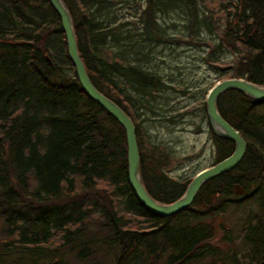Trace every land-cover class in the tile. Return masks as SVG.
<instances>
[{
    "label": "trees",
    "instance_id": "obj_1",
    "mask_svg": "<svg viewBox=\"0 0 264 264\" xmlns=\"http://www.w3.org/2000/svg\"><path fill=\"white\" fill-rule=\"evenodd\" d=\"M64 1L96 87L134 122L137 110L162 116L156 109L165 84L149 65L169 36L161 19L196 15L199 0H147L135 24L117 19L123 0L120 7L117 0ZM234 2L216 48L234 55L223 74L264 84V0ZM218 108L246 139L242 160L205 182L187 209L152 214L128 180L126 131L83 89L59 14L48 0H0V264H263L264 220L255 212L264 213V101L233 89ZM210 131L217 162L235 144ZM141 171L147 190L165 203L191 181L174 180L144 156ZM231 211L236 234L224 224Z\"/></svg>",
    "mask_w": 264,
    "mask_h": 264
},
{
    "label": "rangeland",
    "instance_id": "obj_2",
    "mask_svg": "<svg viewBox=\"0 0 264 264\" xmlns=\"http://www.w3.org/2000/svg\"><path fill=\"white\" fill-rule=\"evenodd\" d=\"M117 1L118 7L123 6V2L126 4L117 15L121 22H140V16L148 6L147 0ZM234 4V0H199L200 10L196 15L176 13L175 20H169L168 17L166 20L161 19L169 36L160 41L156 49L159 53L149 65L160 68L161 80L165 84L162 90L165 92L158 98L156 109L162 116H154L150 111L149 114H139L143 112L137 110L134 111V120L139 123L137 138L141 142V157L159 162L161 172L176 181L192 179L200 170L216 162V146L209 121L207 117L204 120L201 117V106L205 103L207 94L200 97L203 95L200 90L210 89L218 81L231 76L223 73L231 70L227 67H231L229 65L234 61V55H226L224 50L216 48L222 31L220 28L228 17L226 7L235 6ZM170 14L167 13L166 16ZM209 15L212 22L206 25L203 21ZM137 26L136 31H141L142 23ZM131 27L135 30V25ZM212 50L215 53H210ZM122 62L125 63V60L122 59ZM190 84H194V87L183 90ZM155 150L158 153L153 155ZM98 183L102 190L107 187L104 181ZM255 213H261L264 220L263 211ZM234 214L231 211L230 221L227 222L226 219L224 224L232 226L235 233L237 223ZM91 229L96 230L94 227ZM224 232L226 231L223 229L218 230L217 234L220 237ZM227 235L232 236L230 233ZM216 243L225 247L222 242ZM242 245L244 244L239 241L235 246H239L242 251L246 250Z\"/></svg>",
    "mask_w": 264,
    "mask_h": 264
},
{
    "label": "water",
    "instance_id": "obj_3",
    "mask_svg": "<svg viewBox=\"0 0 264 264\" xmlns=\"http://www.w3.org/2000/svg\"><path fill=\"white\" fill-rule=\"evenodd\" d=\"M48 1L61 17L62 28L67 41L68 55L75 67L83 89L102 108L116 118L126 131L128 177L136 196L144 207L160 216H169L178 213L192 204L199 189L206 181L239 164L245 154L247 142L240 131L220 113L217 101L222 93L233 89L239 90L255 100L264 101V84L255 83L246 78L232 77L218 81L212 86L207 94L206 109L209 122L214 132L234 142L235 148L233 152L216 164L198 172L188 185L185 193L179 199L170 203H162L156 200L148 192L142 179L140 149L133 119L117 102L100 91L93 83L80 55L73 17L65 1Z\"/></svg>",
    "mask_w": 264,
    "mask_h": 264
}]
</instances>
